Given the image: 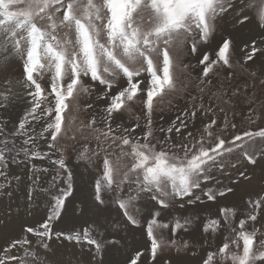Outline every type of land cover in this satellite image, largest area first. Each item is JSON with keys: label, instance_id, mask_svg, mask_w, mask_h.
Segmentation results:
<instances>
[{"label": "snow or ice", "instance_id": "obj_1", "mask_svg": "<svg viewBox=\"0 0 264 264\" xmlns=\"http://www.w3.org/2000/svg\"><path fill=\"white\" fill-rule=\"evenodd\" d=\"M250 3L0 0V73H5L0 75V197L14 195L13 182H23L16 169L24 168L30 182L26 207L31 208L39 193L44 210L40 221L23 226L24 235L0 250V264H47L40 252L49 251L54 238L87 246L98 264H106L110 250L127 247L121 231H139L143 237L122 264H156L165 249L195 255L194 244L176 238L189 232L192 217L172 216V211L177 205L209 204L217 212L197 219L202 235L219 243L205 250L199 264H264V224L255 226L258 216L264 217V127L241 128L225 114L223 126L212 118L199 130H189L198 113L215 116L203 96L167 128H157L153 119L186 90L180 74L190 67L182 60L187 52L201 66L202 85L221 74L233 82L238 70L246 74L242 85L231 92L218 89L213 96L224 104L243 96L249 101L248 124L256 123L255 99L248 90L257 80L264 85V0H255L251 8ZM253 19L256 30L245 31ZM17 60L20 78H10L7 73ZM85 97L103 102L77 129L90 131L95 141L94 147L84 144L77 159L97 169L91 193L96 219L79 230H57L76 190L62 141L75 139L69 134ZM21 102V112L13 119ZM137 104L143 125L136 117L134 125L114 126L117 117ZM94 105L89 102L86 108ZM174 136L181 138L179 143ZM37 161L49 167H39ZM216 173L231 183L224 184ZM42 175L49 179L42 183ZM254 179L261 192L246 200V208L224 203ZM113 208L117 220L104 215ZM164 212L170 217L167 222ZM13 250L22 255L11 254Z\"/></svg>", "mask_w": 264, "mask_h": 264}, {"label": "rangeland", "instance_id": "obj_2", "mask_svg": "<svg viewBox=\"0 0 264 264\" xmlns=\"http://www.w3.org/2000/svg\"><path fill=\"white\" fill-rule=\"evenodd\" d=\"M241 3L244 0H240ZM255 0H252L249 7H253ZM251 15V13H250ZM231 17L229 18V23L227 25L228 30H231ZM245 31H255L256 30V21L253 19L251 23L247 24ZM183 63L190 65V67L185 71V73L180 74V80L187 85L185 91H182L180 94L174 97L173 105L171 107H165L163 112H157L153 119L155 126L159 128L163 125L167 128L170 123L175 119V117L182 110L191 111L193 103H199V97L203 96V103L207 106L211 103L214 107L215 116L213 117L212 113H209L207 116H204L201 113H198L197 116L191 120L189 123V130L197 131L202 128L203 123H206L208 120L215 118L217 123L220 126H223L225 120V114H227L228 121L230 123L234 122L238 127L245 128L250 127L252 130H256L257 127H264V85L259 83V80L255 82V88H249V96L255 99V115L254 119L256 120L255 124H248V108L249 101L246 100L243 96L237 100L233 97V103L224 104L221 100L216 99L213 96V93H218V89H224L231 92V89L236 87L237 84L242 85L245 82L246 74L239 72L238 70V79L237 81L225 80L223 74L219 76H214L210 84L202 85L198 79L201 74V66L197 64V61L194 57L184 53L182 57ZM257 65H252V68H257ZM22 72L21 63L17 60L13 62V65L7 73L10 78H20ZM5 73H0L3 75ZM248 83L251 84V80H248ZM203 87L205 91L201 93L200 89ZM193 97L197 98L195 101ZM95 101L93 109H87L86 104L89 102ZM22 107V102L16 111L12 113V118L15 119L16 115L20 114ZM97 107H103L102 101L95 100V97H92L89 100L87 97L83 98L81 101V111L77 113L76 126L73 127L72 133L69 134L75 135V139H65L62 143L67 148V158L69 166L73 168L76 183H75V193H74V202L68 205L67 214L64 216L63 220L58 224L57 230H71V229H81L87 226L86 222H91L96 219V216L91 210V193L92 185L94 183V178L97 175V169L87 166L84 162L78 161L77 153L84 144L90 143V146H95V141L93 140V134L88 131H79L80 121L87 123L91 118V115L95 113ZM220 108H224L225 112H220ZM136 117H140L139 123L144 124L143 115L140 112V105L137 104L134 106L130 113L126 112L123 116L117 117L114 121L115 124L123 123L125 126L134 125L137 120ZM163 117V119H161ZM139 131V130H138ZM159 134V133H158ZM227 134V133H226ZM162 135L163 134H159ZM87 137V140L84 138ZM175 142H180L179 136H174ZM39 167H49L48 163L45 161L43 163L36 162ZM100 165L99 159H97V168ZM21 176L23 177V182L16 184L13 182V192L14 195L9 198L7 196L0 197V250L6 248L13 239L22 237L23 226L25 225H35L36 222L40 221L41 217L44 215L42 200L43 197L38 193L36 196V202L31 205V208L26 207V190L29 182L27 171L24 168L16 169ZM224 184H230L231 181L227 176H221L219 173L215 174ZM235 175V173H233ZM48 176H41V182L48 180ZM0 182H3L0 179ZM44 186H47L46 184ZM261 192V187L259 181L254 179L251 184L241 185L236 189V195L231 196L228 201L224 203H232L238 205L239 208H246V200L249 198H255L258 193ZM195 209V212L193 211ZM29 212L32 214L30 215ZM217 212V207L214 204H209L207 207L201 205H191L186 206L184 209H181L177 205L176 209L172 211V216H191L193 223L189 229V232L186 234H181L178 239V242H183L185 240L194 244L196 249V254L193 255L192 251L180 252L177 253L175 249L169 250L165 249L162 253L159 254V258L156 261V264H167L171 261V264H176L177 260H181L183 264H199L200 257L204 255L205 250L211 245L215 247L219 243V240L212 238L206 239L200 228V219H197V216L203 218L207 217L210 213L214 214ZM105 216L110 217L111 220H117L116 210L113 208L110 212L105 213ZM162 219L167 222L170 217L167 212L161 214ZM103 222V218H101ZM261 224H264V217L258 216V221L256 227H261ZM121 235L127 237V247L117 251L110 250L105 256L106 264H122L128 253L133 249L142 244L143 237L139 231H134L131 233L121 231ZM167 235V233H166ZM31 239L32 237L29 236ZM50 250L44 252L41 250L40 255L44 260L47 261V264H98V258L93 259V253L90 252L87 246L83 248L80 245L74 243H69L67 240H56L55 238L50 242ZM13 255H22L21 251L13 250L11 253Z\"/></svg>", "mask_w": 264, "mask_h": 264}]
</instances>
